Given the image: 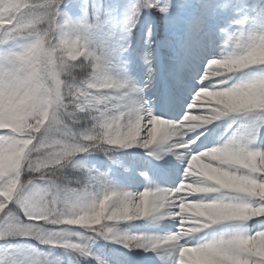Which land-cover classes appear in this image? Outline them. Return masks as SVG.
<instances>
[{"label": "snow or ice", "instance_id": "snow-or-ice-1", "mask_svg": "<svg viewBox=\"0 0 264 264\" xmlns=\"http://www.w3.org/2000/svg\"><path fill=\"white\" fill-rule=\"evenodd\" d=\"M125 7L120 0H0V99L5 74L19 82L27 68L38 82L56 71L39 62L48 39L41 29L64 35L83 52L76 63L91 65L27 131L19 123L0 128V264H264L256 249L264 241V105L229 102L264 99V0H132L114 29L110 20ZM114 53L136 62L135 78L110 74ZM233 113L261 114L247 143L205 127ZM159 119L178 134L153 138ZM118 126L135 127L138 136L113 144ZM163 145L138 170L147 181L139 191L120 186L134 178L111 165L101 172L81 159L103 151L120 165L109 146ZM53 147L64 149L58 164L45 159ZM145 219L175 231L118 229ZM100 239L121 248L105 259L89 243Z\"/></svg>", "mask_w": 264, "mask_h": 264}, {"label": "clouds", "instance_id": "clouds-1", "mask_svg": "<svg viewBox=\"0 0 264 264\" xmlns=\"http://www.w3.org/2000/svg\"><path fill=\"white\" fill-rule=\"evenodd\" d=\"M8 5H5V10ZM42 32L48 33L47 46L39 57L41 65L55 64L57 66L55 72H50L40 81L36 82L33 79L31 71L23 70L19 73L20 81L15 78L8 81L5 74V89L4 98L0 99V128H11L19 123L24 131H27L32 125L29 120H35L36 117L42 116L50 107L56 105L60 97L61 90L68 94V81L74 79L76 73L89 74L91 65L85 60L83 63H76L83 55V52H74L66 45L65 36L59 33L52 34L48 29H41ZM264 60V57H260ZM67 66V67H66ZM31 85L28 88L27 85ZM208 97H214V93L206 92ZM230 104L235 106L246 105H264V99L255 97H240L238 99H230ZM62 107V105H61ZM46 118V117H44ZM120 130H114L110 137V142L113 144L128 143L138 136V129L135 127L118 126ZM94 131L97 136L102 132L99 126H94ZM177 129L170 128L168 122L163 119L156 120L153 128L150 130L152 137L157 135H173L178 134ZM74 144V141H70ZM29 142L25 141L21 153L28 148ZM61 158H66L63 148L53 147L51 151L45 153V159L49 164H58ZM92 218H81L82 223H87ZM95 219H98L95 218ZM258 252L264 253V241L256 245Z\"/></svg>", "mask_w": 264, "mask_h": 264}, {"label": "rangeland", "instance_id": "rangeland-1", "mask_svg": "<svg viewBox=\"0 0 264 264\" xmlns=\"http://www.w3.org/2000/svg\"><path fill=\"white\" fill-rule=\"evenodd\" d=\"M120 2L126 5L127 7H125L123 10L119 11L118 13L114 14V20L116 23L115 29L117 30L123 27L125 17L128 14V8L130 7L132 0H120ZM137 72H138V68H137L136 62L129 59V60H126L124 68L122 71H120V76L118 78H135L137 75ZM260 116H261L260 113H252V115H249L248 117H245V115L241 117L242 126L240 127V130H238V132L241 133V138L240 137L237 138L239 142L247 143V139H245V136L250 135L251 128L253 127L254 124L259 122L258 118H260ZM217 128H220L218 131L222 130V127L220 126H217ZM213 146H217V145L214 144ZM115 147L120 149L122 152H124L123 148H120L119 146H115ZM166 147H167L166 145H163L160 147L154 146L151 149H142L138 146H134L132 148L125 149L129 153L127 155H129L132 158V161L129 164H124L123 167L130 168L131 172L130 173L120 172V174L125 177H131L134 179L122 180L119 182L120 186L125 187L127 190H132V191L143 190V188L147 184V181H144L143 178L138 176L137 174L138 170H147V166L144 162L154 159L153 156L148 155L149 152L155 151L157 153L163 154L164 149ZM81 159H82V162H84L90 167L95 168V166H97L96 168H98L100 164V161L96 159L92 154L85 155ZM123 167H120V166L116 167L115 172L118 173L117 171L118 169H121L123 171ZM108 170L109 169H107L106 167H103V172L108 171ZM149 176L151 177V172H149ZM153 184L156 186H160V187L170 186L168 182H164L159 179H154ZM138 222L141 223L140 227H136V224H138ZM138 222L134 221V222H128V223L121 224L118 226V229L121 233H128V234L137 233V232H156L158 234H162L165 231H175V228L171 224H168L166 228H155L152 226V222L147 219L138 221ZM90 246H91L92 251L95 254L100 255L104 257L105 259L109 258L105 254H99V247H95L96 245H94L93 243H90ZM113 246H115V248L117 246L121 247V245H118L114 242H113ZM124 251H127V250L125 249Z\"/></svg>", "mask_w": 264, "mask_h": 264}, {"label": "trees", "instance_id": "trees-1", "mask_svg": "<svg viewBox=\"0 0 264 264\" xmlns=\"http://www.w3.org/2000/svg\"><path fill=\"white\" fill-rule=\"evenodd\" d=\"M96 39L99 42V41L103 40L104 37H103V35L98 34L96 36ZM121 58H122L121 54H116V53H114L112 56L109 57V72H115L116 70H118L120 68ZM109 147H111L113 149V151H111L108 155L115 157L120 162V164H122L124 161H127L128 156L125 155V153H123L120 149L116 148L115 146H109ZM91 154L93 156H95L100 161L98 168H96L97 167L96 166L95 169H98L99 171L103 172V167H106L108 169L110 165L113 166L111 164V161H109L108 156H106L103 151H93V152H91L89 154H85V155H91ZM90 243H92V242H90ZM93 244L96 245L97 247H99L100 253L106 252L109 256L111 254V250L114 249L112 246V244H113L112 241L100 239V240L95 241V243H93ZM73 259H75L74 254H73ZM81 264H96V261L89 258L88 260H82Z\"/></svg>", "mask_w": 264, "mask_h": 264}, {"label": "bare ground", "instance_id": "bare-ground-1", "mask_svg": "<svg viewBox=\"0 0 264 264\" xmlns=\"http://www.w3.org/2000/svg\"><path fill=\"white\" fill-rule=\"evenodd\" d=\"M192 114L193 115L199 114V110H194ZM243 115H245V117H248L249 115H252V113L251 114L233 113V114H230L229 117L221 118L220 120L215 121L211 125H208L205 127L220 126V127H222V130L218 131V135L222 134V136L224 138H228V139H231L234 137H235V139H237L238 137L241 138V133H239L238 130H240V127L242 126L241 117ZM219 129L220 128H218V130ZM249 138H250V135L245 136V139H247V142H248ZM165 187H169V186H165ZM147 255H151V253L147 254Z\"/></svg>", "mask_w": 264, "mask_h": 264}]
</instances>
